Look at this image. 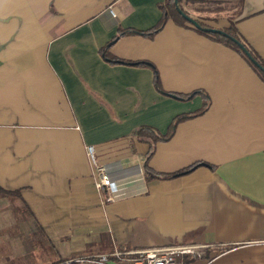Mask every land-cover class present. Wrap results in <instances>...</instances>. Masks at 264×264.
<instances>
[{
	"label": "crops",
	"instance_id": "crops-1",
	"mask_svg": "<svg viewBox=\"0 0 264 264\" xmlns=\"http://www.w3.org/2000/svg\"><path fill=\"white\" fill-rule=\"evenodd\" d=\"M161 2L0 0V264H100L87 258L185 244L202 252L185 264H264L261 77L233 48L172 20L108 50L151 62L163 90L197 95H164L152 66L113 64L102 50L120 28L156 25ZM188 4L212 27L234 21L264 59V0L211 18ZM206 105L150 157L148 139L132 136L142 125L164 133ZM88 144L119 164L117 178L132 177L115 184L120 199L97 189Z\"/></svg>",
	"mask_w": 264,
	"mask_h": 264
},
{
	"label": "trees",
	"instance_id": "trees-1",
	"mask_svg": "<svg viewBox=\"0 0 264 264\" xmlns=\"http://www.w3.org/2000/svg\"><path fill=\"white\" fill-rule=\"evenodd\" d=\"M243 0L238 1V5H241ZM184 3H201V4H215V5H220L222 6L223 3L220 2H212V1H189V0H178L179 7L187 14H190L188 10L184 7ZM240 7V6H239ZM159 8L162 12L161 18L158 21L156 25L153 27L146 29V30H138V29H124L120 28L119 32L116 36H114L109 43L106 45L105 48H103V52H105V57L109 59V61L113 64H118V63H124L128 65H134V66H147L150 65L154 68L155 71V76H154V84L155 87L163 92L164 95L171 96L174 98H190L194 95L198 94V91L196 92H191V93H182V92H167L163 90L161 87V82L159 79V76L157 74V70L155 66L149 62V61H130V60H125L122 58H119L113 54H111L108 50V47L120 36L126 35V34H141L147 38H154L155 35L163 28L165 23L169 20L174 21L177 25L191 28L201 34H205L215 41L221 42L234 50H236L242 57H244L247 62L251 65V67L256 71V73L261 77V79L264 81V59L258 54V52L251 46V44L246 40V38L241 34V32L238 30L236 23L234 21H231L230 25L227 27L220 28L224 32L228 34V36L222 34V33H213V32H206L202 29H199L193 25L187 18L183 16V14L179 11L178 5L176 3V0H164V2H161L159 4ZM239 12V11H238ZM237 12V14H238ZM198 22L204 26V27H212L208 23L204 22L201 19H197ZM233 38H235L237 41H234ZM240 44L243 45L245 49H247L250 53V56L246 54L244 49L240 46ZM257 61V62H255ZM207 108V105L204 107L202 110H197V111H191V112H185L182 114L176 115L171 124L168 127V130L166 132H161L159 129L153 127V126H148V125H142L139 126L138 128H135L132 131V136L136 138H147L150 146V150L148 151L147 155L150 157L155 150V146L158 142L160 141H167L169 140L177 127V125L185 121L187 119H190L192 117H195L201 113ZM201 163L194 164L188 168L179 170L174 173H163L159 174L157 173L156 175L161 178H168V177H175L177 175H182L185 174L197 165ZM151 171V168H150ZM5 189L0 186V199L3 193H5ZM1 205V204H0Z\"/></svg>",
	"mask_w": 264,
	"mask_h": 264
},
{
	"label": "built area",
	"instance_id": "built-area-1",
	"mask_svg": "<svg viewBox=\"0 0 264 264\" xmlns=\"http://www.w3.org/2000/svg\"><path fill=\"white\" fill-rule=\"evenodd\" d=\"M110 12L115 15L116 11L113 5L109 6ZM87 154L93 164L95 185L97 189L104 193L106 199L114 201L120 199L121 195L114 190L115 184L132 178L131 176L117 178L119 164L116 162H100L96 157V149L93 144L86 146ZM201 252V246L194 244L173 245L167 247H151L137 250H115L112 253L100 254L87 259L100 264H185V256H198Z\"/></svg>",
	"mask_w": 264,
	"mask_h": 264
},
{
	"label": "rangeland",
	"instance_id": "rangeland-1",
	"mask_svg": "<svg viewBox=\"0 0 264 264\" xmlns=\"http://www.w3.org/2000/svg\"><path fill=\"white\" fill-rule=\"evenodd\" d=\"M188 7L194 11L199 13L200 17L203 18H211L213 16L219 15H236L239 10V5H214V4H188ZM197 9V10H196ZM30 257V256H28ZM24 260H28L22 264H34L37 260L40 263L44 258H23ZM48 259V258H47Z\"/></svg>",
	"mask_w": 264,
	"mask_h": 264
},
{
	"label": "water",
	"instance_id": "water-1",
	"mask_svg": "<svg viewBox=\"0 0 264 264\" xmlns=\"http://www.w3.org/2000/svg\"><path fill=\"white\" fill-rule=\"evenodd\" d=\"M176 3H177V5H178L179 11L183 14V16H184L185 18H187L191 23H193V25H194L195 27H197V28H199V29H202V30H204V31H206V32L222 33V34L228 36V34H227L226 32H224L223 30H221L220 28H215V27H204V26H202V25L198 22V20H197L195 17H193L191 14H187V13H185V12L179 7L178 0H176ZM233 40H234V41H237L235 38H233ZM240 46L244 49V51L246 52V54H248V55L250 56L249 51H248L247 49H245V48L243 47L242 44H240ZM255 62H257V61H255Z\"/></svg>",
	"mask_w": 264,
	"mask_h": 264
}]
</instances>
